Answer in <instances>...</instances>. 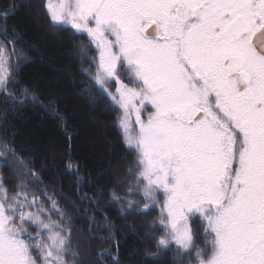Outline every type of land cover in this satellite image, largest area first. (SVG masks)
<instances>
[{"label": "snow or ice", "instance_id": "6c2138e0", "mask_svg": "<svg viewBox=\"0 0 264 264\" xmlns=\"http://www.w3.org/2000/svg\"><path fill=\"white\" fill-rule=\"evenodd\" d=\"M43 7L51 27L87 37L80 94L115 113L132 157L125 193L109 196L121 216L158 209L151 258L173 251V264H264V0H44ZM16 10L0 9L5 32ZM17 43L16 36L0 43L5 119L30 95L37 99L16 78ZM0 158L13 170L11 183L0 171V264H92L87 245L73 246L83 229L56 188L4 140ZM67 170L79 190V164L69 161ZM102 194L67 202L98 206ZM87 219L93 237L100 222ZM101 227L108 234L99 239L115 244L116 256L101 243L100 264L105 257L120 264L116 225L105 215ZM201 234L210 254L196 245Z\"/></svg>", "mask_w": 264, "mask_h": 264}, {"label": "trees", "instance_id": "16d2710c", "mask_svg": "<svg viewBox=\"0 0 264 264\" xmlns=\"http://www.w3.org/2000/svg\"><path fill=\"white\" fill-rule=\"evenodd\" d=\"M12 5L17 10L7 20V32L0 20V43L17 37L16 47L22 49V55L16 78L21 87L35 92L37 99L34 101L30 95L15 112L9 111L6 119L0 111V140L9 142L18 157L32 162L28 166L42 174L41 179L49 189L56 188L61 206L72 214L73 223L83 229L82 234L76 235L73 246L87 245L92 264H100L97 250L101 243L116 256L115 244L99 239L108 234L101 227L105 215L116 225L120 264H173V251L160 260H153L150 255L155 248L148 233L155 231L151 221L158 209L146 215L121 216L119 204L109 196L111 190L121 196L125 193L126 170L132 157L125 151L115 113L105 114L103 103L93 106L80 94L83 87L80 82L85 79L80 69L87 67L74 54L77 44L82 42L80 35L66 28L51 27L43 0H0V9H10ZM69 161L79 164L80 175L84 177L79 190L73 183L74 175L67 170ZM11 162L10 158L8 163ZM0 171L11 183L13 170L0 166ZM101 188L103 194L98 206L87 200L74 205L67 202L78 201L85 192L92 196ZM93 215L100 223L91 226L96 235L89 237L87 217ZM196 245L210 254L202 234ZM103 259L104 264H111V258Z\"/></svg>", "mask_w": 264, "mask_h": 264}, {"label": "rangeland", "instance_id": "374dc122", "mask_svg": "<svg viewBox=\"0 0 264 264\" xmlns=\"http://www.w3.org/2000/svg\"><path fill=\"white\" fill-rule=\"evenodd\" d=\"M53 2L55 3L56 0H53ZM43 4H44V0H43ZM43 10H44V12H46L45 9H44V7H43ZM69 27H70V26H69ZM59 28H66V29H69L73 34L75 33L74 30H72V29H70V28H68V27L61 26V27H59ZM80 37H81V39H82V42H81V43H84V42L87 41V37H86V36H81V35H80ZM81 43H78V44H77V46H76V48H75V52H74V54H75V55H78L79 59H80L81 61H83L82 63L87 65V63H86V62L82 59V57H81V51H80V45H81ZM94 54H95V53H94L93 51H89V53H88L89 56H92V55H94ZM145 116H146V114H145Z\"/></svg>", "mask_w": 264, "mask_h": 264}]
</instances>
